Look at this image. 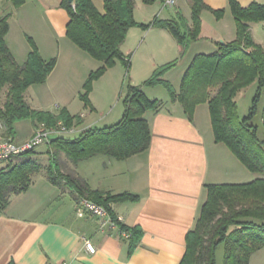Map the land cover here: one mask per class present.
<instances>
[{"label":"crops","instance_id":"0c3cea01","mask_svg":"<svg viewBox=\"0 0 264 264\" xmlns=\"http://www.w3.org/2000/svg\"><path fill=\"white\" fill-rule=\"evenodd\" d=\"M203 1L209 9L201 11L199 35L183 52L165 28L133 26L128 29L121 44V51L130 58L127 73L123 63L116 61L96 80L100 84L105 77V120L115 123L121 118L126 82L141 84L157 66L175 60L164 78L178 91L195 55L212 53L219 44L236 37L227 0ZM237 1L242 6L252 1L264 5V0ZM92 2L104 12L103 0ZM135 9L136 0L133 13L138 22H148L154 16L174 17L180 12L186 24L192 23L190 0H176L167 16L162 15L165 10L161 7L140 19L135 16ZM211 9L224 12L217 17ZM8 12L9 30L5 40L19 64L25 61L30 50L27 36L34 40L43 59H56L46 80L26 89V102L34 109L56 113L64 107L72 115H82L80 130L70 133L73 137L69 134L63 137L75 138L84 129L94 127L100 120L94 118L99 108L90 97L94 91L89 94L91 107L84 104L79 93L88 74L100 62L66 36L69 15L61 0H25L19 7L0 1V14ZM250 31L254 41L264 47V21L251 23ZM160 87L163 86L143 87L147 97L164 102L159 111L144 113L150 128V142L145 151L121 160L96 155L77 164L68 163L91 188L137 196L134 200L111 204L118 220L142 230L133 250L129 251L127 238L118 226L100 227L98 217L80 207L69 188L53 184L40 172L33 176L25 191L13 195L7 207L0 210V264L10 261L14 264H61L63 261L68 264H179L185 251L186 233L193 227L206 199V185L247 182L255 174L225 144L214 140L207 103L198 104L189 119L181 105L170 101L167 90ZM116 96L118 102L113 101ZM35 126L30 119L17 121L12 138L16 141L29 138ZM47 149L43 145L35 148V156L42 162L43 157H48ZM5 164L0 162V167ZM84 239L93 243L94 253L86 251ZM248 264H264V247L251 254Z\"/></svg>","mask_w":264,"mask_h":264},{"label":"trees","instance_id":"16d2710c","mask_svg":"<svg viewBox=\"0 0 264 264\" xmlns=\"http://www.w3.org/2000/svg\"><path fill=\"white\" fill-rule=\"evenodd\" d=\"M19 7L25 0H0ZM155 0H142L152 4ZM236 26V37L219 44L216 51L195 55L182 76L176 91L164 74L175 60L157 66L141 84L126 82L122 99L121 118L110 125L90 127L75 138L55 137L48 144V162L43 164L35 156V149L8 158L0 167V210L9 204L11 197L25 191L37 173L44 172L53 184L69 188L79 201L86 198L103 206L116 226L129 232V251L139 241L142 230L127 226L117 219L111 204L137 198L130 192L113 193L91 188L88 182L69 168L68 163L78 162L96 155H107L121 160L145 151L150 142V128L146 111H159L164 102L151 99L143 91L144 86L162 85L170 101L178 102L184 114L192 119L195 107L207 103L214 140L221 142L255 177L241 183H214L206 185V199L201 205L193 227L185 237V251L179 264H216V250L223 246L222 264H248L253 252L264 247V106L260 113L263 129L253 122L257 102L264 87V47L255 42L250 24L264 21V5L252 1L242 6L237 0H227ZM135 0H103L104 12H100L92 0H61V6L69 15L66 36L80 49L100 62L85 79L79 98L91 107L89 94L93 81L120 61L126 68L129 56L121 51L127 31L138 26L143 29L159 27L167 29L179 42L182 52L197 39L200 31V14L209 9L203 0H190L191 25L186 24L180 12L174 17L154 16L148 22L134 18ZM217 17L223 9H211ZM10 13L0 14V121L2 136L12 137L14 124L30 119L35 124H56L61 120L67 127L80 123L79 115H72L66 108L56 113L34 109L25 100V91L42 83L55 66L56 59H43L34 40L27 36L30 50L25 61L19 64L10 51L5 35L9 30ZM256 82L248 113L239 116L236 96L240 90ZM3 94V98H2ZM8 264H14L10 261Z\"/></svg>","mask_w":264,"mask_h":264},{"label":"rangeland","instance_id":"374dc122","mask_svg":"<svg viewBox=\"0 0 264 264\" xmlns=\"http://www.w3.org/2000/svg\"><path fill=\"white\" fill-rule=\"evenodd\" d=\"M163 0H155L151 6H145L143 3H142V0H136V9H135V16L136 18H140V19H144L145 17H149L151 15V12L153 11H159V9L162 7L164 8L165 11H163V14L164 16H167L169 14H167L166 12L169 10L170 12H172V8L176 5H174L173 7H163L162 6V3ZM166 13V14H165ZM263 34H264V31H263ZM104 74V73H103ZM102 74V75H103ZM101 75V76H102ZM100 76V77H101ZM105 76V75H104ZM99 77V78H100ZM97 78V79H99ZM95 79L93 81V84L95 85L96 84V80ZM100 84H96L94 86V90H93V85H92V92L90 97L93 99V102L96 101L99 108H98V112L94 114V118H100V120H98L97 122H95V126L94 127H103L105 125H109V124H112L114 122H112L111 120H105V87H106V83H105V77L104 79H101L100 80ZM256 87H257V83L256 82H253L251 83L250 85H248L247 87L243 88L242 90H240L236 96V101H237V106H238V113H239V116L240 117H243L244 115H246L248 113V109L249 107L251 106V103H252V99H253V96L256 92ZM160 88H163V87H160ZM118 96V95H117ZM116 96L115 100H113L114 102H118V97ZM2 98H3V94H2ZM264 106V87L262 88L261 90V93L259 95V99H258V102H257V113L256 115L254 116L253 118V122L257 123L260 125V113L262 111V108ZM82 115H80V118H81ZM62 123L64 124L61 120H59L56 124H53V125H47V126H57L59 125V123ZM81 122V121H80ZM42 122H38L34 128V130L39 126V124H41ZM65 125V124H64ZM79 125H71V126H68V127H73L76 130H80L79 128ZM66 126V125H65ZM34 130H33V133H34ZM32 133V134H33ZM263 133V129L260 125L259 127V130H258V135L261 136ZM31 134V136H32ZM74 134H69L68 136L69 137H73ZM30 136V137H31ZM29 137V138H30ZM4 138V137H3ZM1 138V139H3ZM29 138L25 139V140H28ZM0 139V140H1ZM23 140V141H25ZM16 141V140H15ZM23 141H17V142H23ZM52 141V140H51ZM42 146V145H41ZM43 146H47L48 147V144L46 145H43ZM101 156L99 157H96V158H100ZM47 158L48 157H43L42 160H43V164H47ZM96 160V159H94ZM0 162H6L5 160L4 161H0ZM222 256H223V246L222 245H219L217 250H216V264H222Z\"/></svg>","mask_w":264,"mask_h":264},{"label":"built area","instance_id":"2783aa9c","mask_svg":"<svg viewBox=\"0 0 264 264\" xmlns=\"http://www.w3.org/2000/svg\"><path fill=\"white\" fill-rule=\"evenodd\" d=\"M162 3H163L162 6L165 8L173 7L176 4V0H163ZM0 125H1V121H0ZM72 132H75V129L73 127H67L61 122L57 126H47L44 122H42L34 130V133L28 140H25L23 142H17L12 137L1 139L0 161L7 160L8 158L19 155L28 150L35 149L38 146L49 144L53 138L62 136L64 134H70ZM78 203L80 207H82L84 210L98 217L100 222V227H104L107 225L110 226L116 225L115 221L112 220L107 210L103 206L86 198H81L78 201ZM122 234L126 238H128L129 236V232L127 231H122ZM84 246L86 251H88L89 253H94L96 250L93 243L88 239H84ZM61 264H68V263L63 261Z\"/></svg>","mask_w":264,"mask_h":264},{"label":"water","instance_id":"95a60500","mask_svg":"<svg viewBox=\"0 0 264 264\" xmlns=\"http://www.w3.org/2000/svg\"><path fill=\"white\" fill-rule=\"evenodd\" d=\"M70 3L73 1V0H68Z\"/></svg>","mask_w":264,"mask_h":264}]
</instances>
